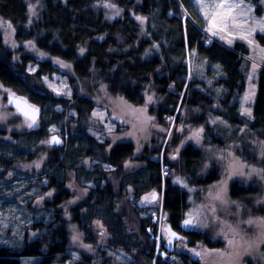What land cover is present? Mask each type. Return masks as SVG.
<instances>
[{
    "label": "trees",
    "instance_id": "1",
    "mask_svg": "<svg viewBox=\"0 0 264 264\" xmlns=\"http://www.w3.org/2000/svg\"><path fill=\"white\" fill-rule=\"evenodd\" d=\"M251 1L256 4V13L262 14L260 1ZM0 17L13 27L18 45L16 49L7 46L0 30V86L42 109L35 129L9 137L4 131L0 135V179L10 170L16 172V178H26L19 186L23 208L13 219L15 224L9 221L0 227V264H53L64 254L71 238L64 218L65 204L71 196L70 176L97 186L89 196L92 201L72 208V222L85 227L101 219L109 230L112 249L123 248L131 253L140 247L141 239H147L145 233L154 224L151 210L144 204L155 191L162 192L164 223L184 234L191 246L200 243L199 249L207 250L222 245L207 231L185 228L192 204L190 185H210L219 177L214 163L208 173H202V153L192 143L180 149L181 135L176 134L172 147L177 156L172 165L167 158L169 163L165 159L162 162L166 165L162 166L159 159L150 156L154 149L147 147L146 152L135 155L133 142H98L87 129L98 98L121 96L134 106H144L147 92L152 91L158 101L149 108L154 121L160 126L176 123L177 128L191 131L208 108L209 96L200 89L202 86L212 93L214 110L199 125L210 130L209 117L213 118L212 137L217 138L219 133L223 135L218 118L231 125H239L233 120H246L240 110L251 65L241 55L247 50L239 48L238 43L233 48L236 52L218 41L207 42L193 0H0ZM29 46L40 56L27 51ZM30 62L37 64L35 72L28 70ZM258 71L253 113L244 126L250 132L248 137L264 143V67ZM54 72L67 76L73 89L70 98L53 95L43 83V76ZM51 125L61 128L66 143L50 151L36 175L30 169L20 175V163L34 159L33 147L48 138ZM132 160L135 163L128 165ZM102 162L116 169L107 174ZM164 167L173 173L165 177ZM262 170L264 175V159ZM175 175H183L188 183L183 187ZM104 178L107 184L102 188ZM8 186L6 190L13 199L0 190V208L6 211L15 198L11 192L14 187ZM260 191L258 183H243L237 178L230 183L229 197L250 209L260 198ZM38 200L42 201L41 207H37ZM126 207L141 217L140 233L138 229L137 233L130 230L135 228ZM147 210L148 215H140ZM255 212L264 217V202L256 206ZM173 256L185 264H198L182 251H175ZM158 264L169 263L159 259Z\"/></svg>",
    "mask_w": 264,
    "mask_h": 264
},
{
    "label": "rangeland",
    "instance_id": "2",
    "mask_svg": "<svg viewBox=\"0 0 264 264\" xmlns=\"http://www.w3.org/2000/svg\"><path fill=\"white\" fill-rule=\"evenodd\" d=\"M193 1L203 20L204 26L201 27V30L204 36L208 38L207 42L218 41L233 51H236L233 48L238 43L239 48L247 50L246 55L242 53L241 55L251 61L249 73L245 78V90L241 96L242 110H240V114L246 120L236 119L233 121L239 125H231L228 120L225 121L222 118H218L219 127L223 131V135L219 133L217 138L212 137V129H215L213 118L209 117L208 125L210 130H207L203 124L199 125L200 122L204 121L202 119H205L208 112L214 110L213 99L210 97L212 93H209L201 86L200 89L209 96L207 97L208 108L206 116L200 119L199 123L197 120V126L193 127V129L191 128V131L182 130L180 133V149L192 143L195 149L201 151L204 160L203 174L209 172L212 163L219 169L217 181L210 185L191 187L189 184L192 204L186 218L187 220L191 219L192 223L185 225V228L196 232L207 231L214 240L222 241V245L207 250L203 247L201 250L199 249L202 246L200 243L191 246L187 237L184 236L183 238L182 236L175 242L174 251L168 252L164 247L166 230L163 225L162 192L155 191L153 194H155L156 198L153 200L151 197V200L144 204V206L147 205L146 208L151 210L149 213H151L152 223L154 224V226L150 225L147 233H145L147 239H141L139 241L140 247L132 249L131 253L123 248L112 249L109 247V230L101 219L90 221L85 224V227H79V222H72V208L79 203H87L89 199L92 201L89 196L97 186L91 181L78 182L74 176H70V190H68L71 196L64 208L66 226L71 233L70 244L67 245L68 247L64 251L66 255L61 254L59 260L53 264H132V262L135 264H158L159 259L169 264H185L179 262V259L173 256L175 251L176 253L182 251L185 255L197 261L198 264H264V217L255 212L256 206L264 202V175L262 170L264 143L258 141L256 137H248L250 132L247 126H244L249 123V119L252 116V108L258 93V82L256 79L258 70L264 67V31H261L260 27L261 23L264 22V12L257 14L255 11L256 4L251 0ZM259 1L264 6V0ZM220 4H225V9L218 8L217 5ZM229 4H240L241 6L232 10L231 17L225 18L219 15L218 13H223L227 10V5ZM233 17L234 20L232 19ZM0 30L4 34L7 46L16 49L18 45L14 39V29L2 17H0ZM26 50L34 53L36 57L40 56L39 52L31 46L26 47ZM37 67L34 62L28 64V70L31 72H35ZM214 68L217 69L216 66ZM42 80L52 94L57 97L70 98L73 94V89L69 85L67 76L61 72L44 75ZM9 92L0 86V135L4 131L5 137H9L12 133L35 129L38 126V122L33 125L29 119L22 117L8 106ZM245 96H248L249 99L245 100ZM98 99L91 112V126L87 129L88 133L96 141L104 142L105 140H110L111 145L116 142L131 141L135 145V155L146 152L148 147L149 149H154V153L150 156L154 159H159V164L164 165L165 162L162 161H165V159L169 163L167 161L168 158L172 165L173 159L177 156L172 147V137L178 131L177 124L160 126L154 121V114L149 112V108L156 106L158 101H156L152 91L147 92L144 106H134L123 97L115 95H109L108 99L106 97L104 100L102 97ZM245 109L250 112V115L245 112ZM230 114L232 115V113ZM29 124H32V126L29 127ZM167 131H172L169 136L170 143H164L165 147H170L169 151H166L165 147L161 146L163 144L162 135ZM55 137H59L62 143L53 147L51 140ZM65 143L66 140L63 137L61 128L57 125H51L48 138L33 147L34 159L20 163L22 170L20 175L27 169L35 171L36 175V172H40L43 164L48 159L50 151L53 148L63 146ZM134 163L132 160V163H128V165ZM102 166L107 174L116 169L115 166L112 165L111 167L107 162H102ZM172 173L169 172V175ZM107 174L101 173V175ZM167 174L168 171L165 172L164 176H168ZM41 176L46 178L44 173ZM237 178L243 183H258L261 188L260 198L252 203V208L250 209L239 206L229 197L230 183ZM25 180L26 178H22V176L16 178V172L13 170H10L9 173L0 179V190L3 191V195L8 193L11 195L9 197L13 199V195L8 191L9 189L6 190L9 187L8 185L14 187L11 192L15 195L14 203L8 205V211L0 208V220L2 221V224L0 221V227L7 226L9 221L15 224L13 219L18 217L20 210L23 208L21 204L23 190L20 191L19 189L22 187L21 182ZM175 180L183 187L188 183L183 175H175ZM106 184V178L102 179L100 186L103 188ZM54 192L52 191L51 194L54 195ZM126 198L130 200L128 197ZM41 205L42 201L38 200L37 207H41ZM79 209L84 210L81 207ZM125 210L135 228V231L133 229L130 230L135 233L139 230L140 233L141 217L134 210H130L127 207ZM148 211H141L140 215H148ZM106 259H109V261L106 262Z\"/></svg>",
    "mask_w": 264,
    "mask_h": 264
},
{
    "label": "water",
    "instance_id": "3",
    "mask_svg": "<svg viewBox=\"0 0 264 264\" xmlns=\"http://www.w3.org/2000/svg\"><path fill=\"white\" fill-rule=\"evenodd\" d=\"M10 101H18L19 107L16 102L10 103ZM8 106L14 109L22 117L29 119L32 123L33 121L30 117L34 116L35 123H37L42 115V109L40 107L32 104L24 97L16 95L15 93H10L8 95ZM25 112H27L28 115H25ZM35 123H33V125H36ZM55 140L58 142H54V138L51 140L53 146H58L62 143V140L59 137H55ZM164 228L166 230V234L164 236V247L168 252H172L174 251L175 242L181 238V234L177 232V230H175L169 223H166Z\"/></svg>",
    "mask_w": 264,
    "mask_h": 264
},
{
    "label": "snow or ice",
    "instance_id": "4",
    "mask_svg": "<svg viewBox=\"0 0 264 264\" xmlns=\"http://www.w3.org/2000/svg\"><path fill=\"white\" fill-rule=\"evenodd\" d=\"M240 6H241L240 4H229V5H227V10L225 12L218 13V14L224 16L225 18L231 17L232 10L234 8H238ZM217 7L220 8V9H225V4L217 5ZM138 19H140V18L138 17ZM232 19L234 20V17ZM260 27H261V31H264V22L261 23ZM249 43H251V41H249ZM248 99H249V97L248 96H245V100H248ZM11 102H16L17 103V106L19 107V102L18 101H10V103ZM245 112H248V110L245 109ZM248 114L250 115V112H248ZM25 115H28V113L25 112ZM30 118L32 119L33 123H35V117L32 116ZM31 126H32V124H29V127H31ZM54 142H58V141H56L55 138H54ZM155 198H156L155 197V194H153L152 195V199L154 200ZM146 199H148V198H146ZM191 223H192V220L191 219L185 220V225H190Z\"/></svg>",
    "mask_w": 264,
    "mask_h": 264
},
{
    "label": "bare ground",
    "instance_id": "5",
    "mask_svg": "<svg viewBox=\"0 0 264 264\" xmlns=\"http://www.w3.org/2000/svg\"><path fill=\"white\" fill-rule=\"evenodd\" d=\"M9 95V94H8ZM7 101H8V99H7ZM42 116V115H41ZM170 119H171V117H168V120L170 121ZM40 120V119H39ZM39 120H38V122H39ZM187 129V127H180V128H177V132L173 135V139H174V136L176 135V134H179L180 135V133H181V131L182 130H186ZM172 133V131H167L166 133H164V135H162V137H163V140H162V147H165V145H164V143L165 144H167V142L168 143H170V134ZM61 145V144H60ZM53 147H55V146H53ZM162 161V160H161ZM132 166V165H131ZM162 166H164V165H162ZM166 171H168V174L167 175H169V172H170V170H169V167L167 168V167H164L163 168V174L165 175V172ZM151 200V199H150ZM166 223H164L163 225H165ZM178 232V231H177ZM181 234V233H180ZM183 235L181 234V237H182Z\"/></svg>",
    "mask_w": 264,
    "mask_h": 264
},
{
    "label": "flooded vegetation",
    "instance_id": "6",
    "mask_svg": "<svg viewBox=\"0 0 264 264\" xmlns=\"http://www.w3.org/2000/svg\"><path fill=\"white\" fill-rule=\"evenodd\" d=\"M183 238H184V234H183Z\"/></svg>",
    "mask_w": 264,
    "mask_h": 264
}]
</instances>
